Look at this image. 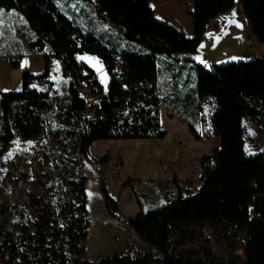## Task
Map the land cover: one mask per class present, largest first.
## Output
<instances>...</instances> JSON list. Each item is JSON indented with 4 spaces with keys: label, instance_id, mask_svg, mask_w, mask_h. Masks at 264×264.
Instances as JSON below:
<instances>
[{
    "label": "trees",
    "instance_id": "16d2710c",
    "mask_svg": "<svg viewBox=\"0 0 264 264\" xmlns=\"http://www.w3.org/2000/svg\"><path fill=\"white\" fill-rule=\"evenodd\" d=\"M98 17L133 42L134 50L117 52L77 20L56 0H0V8L17 9L35 37L31 51L41 54V72L22 71L18 90H0V163L15 140L43 139V155L50 169L38 175L41 191L29 195L22 177L4 183L0 204L2 264H264V149L248 153L242 117L264 118V61L232 60L210 65L193 57L196 40L173 24L157 18L149 0H90ZM252 32L264 42V0H238ZM189 15L198 25L206 10ZM97 55L109 82L104 89L95 70L76 56ZM188 63L195 70L190 89L162 95L157 85V58ZM56 57L60 76L72 70L61 91L55 87L48 62ZM85 69L77 70L76 62ZM13 62V60H11ZM94 85L98 101L90 106L80 96L79 84ZM169 99V100H167ZM203 100L206 102L203 104ZM193 116L188 131L195 140L212 133L218 146L201 156V183L192 191L175 176L159 194L165 203L142 210L129 220L119 217L116 198L101 191L109 215L125 222L148 246L144 252H113L84 257L89 220L85 176L77 168L92 161L96 139L161 138L159 105ZM215 103L208 119L205 106ZM179 109H183L179 111ZM199 119L200 130H195ZM47 153H50L49 155ZM17 191L20 197H10ZM228 227L240 241L241 255L227 260L214 250L203 225Z\"/></svg>",
    "mask_w": 264,
    "mask_h": 264
},
{
    "label": "rangeland",
    "instance_id": "374dc122",
    "mask_svg": "<svg viewBox=\"0 0 264 264\" xmlns=\"http://www.w3.org/2000/svg\"><path fill=\"white\" fill-rule=\"evenodd\" d=\"M61 10L69 12L64 6L67 2L56 0ZM81 13L76 15V20L83 30L92 31L108 47H113L117 52L134 50V43L126 40L120 29L112 28L106 19L97 16L90 0H82ZM1 10H8L0 8ZM70 14V13H69ZM246 33L248 45L244 51L230 59L246 60L261 58L264 61V42L259 41L251 30L246 18ZM35 34L27 26L25 20L13 17L6 27H0V53L11 49L31 51L28 41ZM17 40L18 43L14 44ZM88 62L96 71L98 80L105 89L109 74L95 54L84 53ZM28 56L29 68L34 73L41 72L42 66L36 64ZM27 59V62H28ZM217 59V58H216ZM212 63H219L216 61ZM78 60V59H77ZM11 64V62H10ZM12 66V65H11ZM20 68V67H18ZM51 76L56 80L60 77V63L53 57L48 62ZM157 85L162 95L172 96L180 94L184 89L189 90L195 83V70L188 63L179 70L176 62H167L160 56L157 58ZM70 76L65 75V81ZM60 84L56 85L59 86ZM167 102L160 107L161 126L165 134L161 138H134V139H96L90 145L91 162L85 161L78 169L85 176L86 213L89 220L87 236L84 242V257L95 259L113 252L138 253L148 250L136 235L127 228L125 222L118 217L109 215L105 205V198L101 191L103 182L106 191L116 198L117 213L127 221V216H134L139 211L147 210L164 204L166 201L159 189L164 182L175 176L184 182L192 191H196L201 183V156L212 153L218 146L216 137L195 140L188 131V116L176 113L177 109L167 108ZM215 109V103L205 106L204 117L208 119ZM183 109H179L181 111ZM245 125V147L248 153L264 149V118L255 121L250 117H242ZM195 130L201 129L199 119L196 121ZM43 139L15 140L6 149L5 156L0 163V184L11 176L22 177L25 185L20 187L29 195L41 191L37 182L40 173L50 169V165L43 155ZM48 155L50 153H47ZM99 169H96V166ZM10 197H20L17 191L9 194ZM6 197L5 190L0 186V204ZM201 237H207L214 250L227 260H236L241 255L240 241L235 238L228 227L203 225L199 228ZM1 253V252H0ZM0 264L2 257L0 254Z\"/></svg>",
    "mask_w": 264,
    "mask_h": 264
},
{
    "label": "crops",
    "instance_id": "0c3cea01",
    "mask_svg": "<svg viewBox=\"0 0 264 264\" xmlns=\"http://www.w3.org/2000/svg\"><path fill=\"white\" fill-rule=\"evenodd\" d=\"M64 1L67 2L64 7L69 11H64L65 13L73 18L81 13L82 0ZM149 4L157 18L173 24L181 29L186 36L196 40L197 46L193 57L197 62L210 65L217 58L216 61L221 63L223 59L236 57L248 45L245 17L239 9L238 0H149ZM192 10H206L209 15L207 21L201 26L198 25L189 15V11ZM16 16L24 19L17 9H0V27H6ZM17 43L18 41L15 40L14 44ZM23 55L25 58L19 60L20 68L11 66V60ZM29 55L32 56L31 60L34 59L36 64L41 65L44 70L45 62L41 54L11 49L0 53V90H18L20 88L22 71L32 72L29 68ZM85 56L82 53L78 54L76 58L92 67ZM160 58L167 57L160 56ZM108 82L109 80L104 84L106 87ZM161 106L164 105L160 104L159 108Z\"/></svg>",
    "mask_w": 264,
    "mask_h": 264
},
{
    "label": "built area",
    "instance_id": "2783aa9c",
    "mask_svg": "<svg viewBox=\"0 0 264 264\" xmlns=\"http://www.w3.org/2000/svg\"><path fill=\"white\" fill-rule=\"evenodd\" d=\"M24 58H25V56L23 55L17 59H13V62H11V65L13 67L18 68L19 67V60L24 59ZM76 67H77V70L79 72H81V73L85 72V69L80 65V63L78 61L76 62ZM65 75H72L73 76V71L68 69L65 71L64 75L58 77V79H57L58 83L56 85H58V84H60V85L59 86L55 85V87L61 91L65 87ZM78 88H79L80 96L86 101L87 106H90L92 104L97 103L99 96L97 93L93 92V89L95 88L94 85L82 82L81 84H79ZM205 103L206 102L203 100V104H205ZM203 137L204 138H211V137H215V136L212 133H205L203 135ZM77 168H78V166H77ZM95 168L99 169V166L97 165ZM131 217L132 216H127L126 218H127V220H129Z\"/></svg>",
    "mask_w": 264,
    "mask_h": 264
},
{
    "label": "bare ground",
    "instance_id": "6f19581e",
    "mask_svg": "<svg viewBox=\"0 0 264 264\" xmlns=\"http://www.w3.org/2000/svg\"><path fill=\"white\" fill-rule=\"evenodd\" d=\"M68 76L72 77V75H68Z\"/></svg>",
    "mask_w": 264,
    "mask_h": 264
}]
</instances>
